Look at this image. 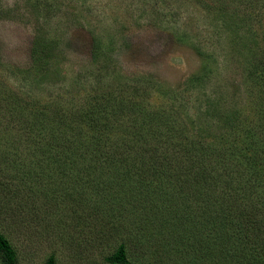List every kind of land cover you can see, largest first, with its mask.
Listing matches in <instances>:
<instances>
[{
    "label": "rangeland",
    "instance_id": "1",
    "mask_svg": "<svg viewBox=\"0 0 264 264\" xmlns=\"http://www.w3.org/2000/svg\"><path fill=\"white\" fill-rule=\"evenodd\" d=\"M233 9L209 0H0V234L13 264H110L121 244L133 264H251L231 210L197 186L183 194L159 183L147 159L116 145L106 161V148L73 162L29 148L56 124V107L84 134L120 139L165 129L157 109L168 108L210 139L222 116L194 117L210 95L232 118L248 116L258 19Z\"/></svg>",
    "mask_w": 264,
    "mask_h": 264
},
{
    "label": "trees",
    "instance_id": "2",
    "mask_svg": "<svg viewBox=\"0 0 264 264\" xmlns=\"http://www.w3.org/2000/svg\"><path fill=\"white\" fill-rule=\"evenodd\" d=\"M209 1L215 3L219 11L225 12L232 7L235 12L239 8L241 11L246 9L247 14L258 19L254 26V37L251 38L253 45L249 50L259 60L252 57V63L245 69L253 82L248 91V116L235 111L232 118V111L226 110L227 106L210 95L204 113L200 110L194 113V117L199 120L209 117V111L222 116L219 124H216V127L223 125L222 133L210 139L199 134L193 136L188 124L176 113L178 118L174 117L171 108L157 109V112L165 114V129H154L152 136L145 137L141 129L132 139L128 133L120 139L116 133L107 135L90 132L86 135L79 121L69 116L66 110L59 111L56 107V124L46 126L42 130L43 137L37 140L38 143L34 141L32 148H29L42 151L46 157L55 154L72 162L86 153L88 157L94 158L101 153L100 149L106 148V161L111 156L108 152L117 153L110 150L116 145L126 149V157L130 155L140 160L147 159L159 183H164L176 193L180 190L183 194L188 193V190H184L189 186H197L195 190H198L202 199L222 209H230L240 239L250 244L252 249L250 263L264 264V0ZM212 124L209 123L207 128H211ZM128 164L133 166V163ZM250 228L259 238L258 245L253 234L250 238L247 235ZM0 258L2 264H13L15 261L14 250L2 234ZM109 263L133 264L127 260L122 244L110 257ZM45 264H55L54 258L48 257Z\"/></svg>",
    "mask_w": 264,
    "mask_h": 264
}]
</instances>
